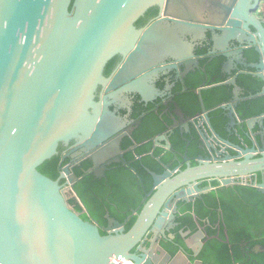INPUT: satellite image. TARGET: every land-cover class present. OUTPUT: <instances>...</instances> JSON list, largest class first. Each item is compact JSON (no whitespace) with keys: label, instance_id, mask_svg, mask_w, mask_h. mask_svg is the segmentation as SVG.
I'll return each mask as SVG.
<instances>
[{"label":"flooded vegetation","instance_id":"flooded-vegetation-1","mask_svg":"<svg viewBox=\"0 0 264 264\" xmlns=\"http://www.w3.org/2000/svg\"><path fill=\"white\" fill-rule=\"evenodd\" d=\"M240 2L227 15L199 6L190 20L165 17V3L148 7L134 28L170 32L173 50L139 53L136 45L112 57L95 88L92 132L58 144L55 181L73 212L102 236L128 232L156 191L154 176L164 184L192 173L159 209L160 229L129 250L139 264H181L174 258L180 252L191 264H264V232L251 219L264 209V175L251 174V160L264 152L256 78L264 73L257 68L264 64L257 52L264 0ZM236 6L247 19L233 15ZM242 163L247 175L223 169Z\"/></svg>","mask_w":264,"mask_h":264},{"label":"water","instance_id":"water-1","mask_svg":"<svg viewBox=\"0 0 264 264\" xmlns=\"http://www.w3.org/2000/svg\"><path fill=\"white\" fill-rule=\"evenodd\" d=\"M236 1L0 0V264H115L111 259L120 257L139 264L129 250L160 229L159 209L192 173L164 184L153 175L156 191L128 232L102 236L73 212L58 181L37 168L56 155L59 143L92 132L95 88L112 57L136 45L139 53L155 46L173 50L170 32L134 28L148 7L165 3V17L190 20L199 6L227 15ZM233 15L247 19L238 6ZM259 46L264 54V37ZM257 68L263 71L264 64ZM256 78L264 94V73ZM247 167L223 169L247 175ZM251 174L264 175L262 149L251 160ZM174 258L191 264L182 252Z\"/></svg>","mask_w":264,"mask_h":264},{"label":"trees","instance_id":"trees-1","mask_svg":"<svg viewBox=\"0 0 264 264\" xmlns=\"http://www.w3.org/2000/svg\"><path fill=\"white\" fill-rule=\"evenodd\" d=\"M58 159L56 156L52 157L51 159L45 161L41 166L37 168L38 172L41 173L42 175L52 179L56 180L57 175H58ZM256 194L255 199L257 203L263 204V198L260 196V194L254 192ZM254 220V229L256 231H262L264 232V209H256L252 212V218ZM261 220L263 221L261 223ZM132 226V223H130L127 227V230L130 229ZM262 227V228H261ZM102 235V233H101Z\"/></svg>","mask_w":264,"mask_h":264},{"label":"built area","instance_id":"built-area-1","mask_svg":"<svg viewBox=\"0 0 264 264\" xmlns=\"http://www.w3.org/2000/svg\"><path fill=\"white\" fill-rule=\"evenodd\" d=\"M111 261L115 264H132L130 260L124 259L122 257H120V259H117V260L112 258Z\"/></svg>","mask_w":264,"mask_h":264}]
</instances>
